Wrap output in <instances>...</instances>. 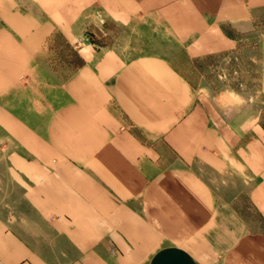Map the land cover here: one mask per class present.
I'll list each match as a JSON object with an SVG mask.
<instances>
[{
	"label": "crops",
	"instance_id": "obj_1",
	"mask_svg": "<svg viewBox=\"0 0 264 264\" xmlns=\"http://www.w3.org/2000/svg\"><path fill=\"white\" fill-rule=\"evenodd\" d=\"M226 1L0 0V165L17 191L0 264H264V129L204 105L174 59L87 31L96 10L108 25L162 11L179 36L250 17L251 0ZM59 40L82 62L44 93Z\"/></svg>",
	"mask_w": 264,
	"mask_h": 264
},
{
	"label": "rangeland",
	"instance_id": "obj_2",
	"mask_svg": "<svg viewBox=\"0 0 264 264\" xmlns=\"http://www.w3.org/2000/svg\"><path fill=\"white\" fill-rule=\"evenodd\" d=\"M226 2L232 7V0ZM212 4L214 0H204V9H209ZM93 14L96 22L87 29L91 41L115 46L126 56L154 53L174 59L187 80L202 94L204 105L223 110L236 120L244 118V122L264 129L261 84L264 69V0H251L250 17L246 20L223 16L214 20L210 15L204 16L202 35L197 36L177 35L162 11L140 16L131 24L113 25H108L104 18L99 17L97 10ZM43 61L48 65L43 69L45 93L52 87L51 80H62L82 62V58L59 40V50L44 53ZM3 151L0 148V158ZM3 173L0 165V210L17 194L13 185L4 180ZM242 210L252 217L253 212L246 200Z\"/></svg>",
	"mask_w": 264,
	"mask_h": 264
}]
</instances>
